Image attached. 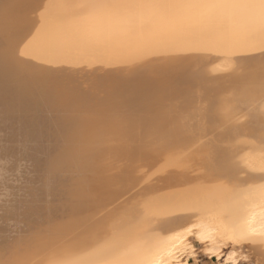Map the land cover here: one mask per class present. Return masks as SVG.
<instances>
[{"label": "bare ground", "instance_id": "6f19581e", "mask_svg": "<svg viewBox=\"0 0 264 264\" xmlns=\"http://www.w3.org/2000/svg\"><path fill=\"white\" fill-rule=\"evenodd\" d=\"M69 1L0 0V264H264V0Z\"/></svg>", "mask_w": 264, "mask_h": 264}, {"label": "rangeland", "instance_id": "374dc122", "mask_svg": "<svg viewBox=\"0 0 264 264\" xmlns=\"http://www.w3.org/2000/svg\"><path fill=\"white\" fill-rule=\"evenodd\" d=\"M33 1H34V3L37 2V0H33ZM67 1H69V0H67ZM69 2H70V1H69ZM71 3H72V0H71ZM31 4H32V3H31ZM31 4H30L31 7L35 6L34 4H33V5H31ZM45 4H46V3H45ZM36 6H37V7H36ZM36 6H35L36 9H35L34 7H33V9H31V7H29V8H30L31 10H35L34 13H32L33 11H32L31 13H32V16H34L33 14L36 13V16L38 15V16H37L38 18H36V19L38 20L39 17H40L39 14H41L42 11L44 12V10H43V7H42V6H40V5H36ZM38 6L42 7V9H40V7H39V9L37 10ZM71 6H72V5H69L70 9L73 10V8H74L76 5H75V6H72V8H71ZM98 7H100V6H98ZM102 8H103V7H102ZM30 9H29V12L31 11ZM74 9H75V10H73V11H74V12H77V11H78V10H77V9H78V6H76ZM105 9H106V8H105ZM112 9H114V7H112L110 10H107V9L104 10V8H103V10H104L103 13H102V12L100 13V10L97 9V10H98L97 13L100 15V16L98 17L99 20H100L99 22L97 21L96 18H95V20H94V19L92 20L91 16H90V22H89V21L86 22L88 16H87L86 19H78L77 21L80 22V26H79V22L77 23L75 20H74V21L76 22V24L73 23L72 20H70V19H72V18H69V19H68V20H70V21H67L65 18H64V19H61V20H66V21H67V22H66V21H65V22L63 21L64 23H62V21H61L60 19H58V20L61 21V22H60V21L58 22V23H61V24H59V27H60L61 30H60L59 28H57V26H58L57 24H55L56 28H55V26H53V28L58 29L59 32H60V31H62V27H61L62 24H67V25H68V22H69V25H68V26L71 25L72 28H70V30L73 31V32H71L70 30H68L69 28H67L65 25H63V26H65L67 29H66V31H64V29H63V31H62L60 34H63V33L65 32V33L63 34L64 37H65V39H64V37H63L62 35L59 34V32H58V33L56 32V31H58V30L54 31L56 34H59V37L62 36L64 40H62V41H63V42H62L61 40L58 39V36L56 35V36H57L56 39H58L60 42H58V40H57L58 43H56V42H54V41H55V40H54V41L52 42V47H53V48H52V47H51V48L54 49V50H55V49L59 50L60 48H58V46H59L58 44L62 43L61 46H60L61 49H65V50L67 51V53H65V52H63V50H59V51H58L59 53H58L57 56H56V51L51 50L53 53L50 54V55H52V56L55 55L56 60H57V57H60L59 55L61 54V52H63V54H61L62 56H63V55L66 56V57L64 56L65 59H63V57L61 56L62 59H63L62 61H64V62L61 61V63L63 64V65H61V66H66V68H65L66 70L61 71L62 76H63L64 78H63V77L61 76V74H60V75L57 77L58 79H59L60 76H61V79H60V80L65 79V74H66V73L68 74L67 71H69L70 68H71V70H72V68H74V70H77V71H78L79 67H80V68H83V67L85 66L84 64H85L86 60H87L89 63H91V60H92L93 64H94V62L97 63V64H100V63H101L100 68H101L102 66H103V67H102L103 69L106 67L105 71H108L107 66L110 67V66H109V65H110V62L108 63L107 61H111V60H112L113 62H115V60H113V59H115L116 57H114V56L112 55V52H116V51L118 50L117 47H115L116 50L113 49V48L108 47L107 44L104 43L106 40H104V42H103V38H104V37L102 38V36H104V35L106 34L105 32H107V31L104 30V29H105V27L108 28V26H106V25L109 23V21H107V20H105V19L102 21V20H101V17L103 18V16H101V15H102V14H103V15H104V14H108L107 12H110ZM135 9H136V8H135ZM27 10H28V9H27ZM24 11H25V10H24ZM36 11H37V12H36ZM38 11H39V13H38ZM105 11H106V12H105ZM138 11H139V10H138ZM27 12H28V11H25L24 13L27 15V14L29 13V12H28V13H27ZM42 14L45 15V13H42ZM42 14H41V16H43ZM98 14H97V15H98ZM29 16H31V14H30ZM29 16L27 15V21L29 20V21H31V22L34 23V22L36 21V19H35L36 16H35V17H32V18H30ZM133 16H134V17L136 16V18H135V19H136V20H135V23L133 22L134 17H133V20H132V17H131V18H128V17L126 16V18H127V22L125 21L126 18H121V21H117V22L115 23V25H116V26H120V25H118L119 22H125V24H128L127 26L131 28V27H133V26H131V25H133V24H131V23H134L135 26L133 27V30H136L135 27H136L137 25L140 26L142 21L145 23L144 20H146V19H144V20H143L142 18H139L140 20L138 19V17L140 16L139 13H138L137 15H133ZM45 17H46V16H45ZM28 18H29V19H28ZM33 18L35 19V21H32ZM88 19H89V18H88ZM123 19H124V21H122ZM141 19H142V21H141ZM39 20H40V21H36V24H34L35 27L39 25L37 22L40 23V26H38V27L44 26V25L46 24L45 21L47 22V19L44 20V16H43V20H44V21H42L41 18H40ZM83 20H84V21H83ZM138 20H139V22H138ZM56 21H57V20H56ZM81 21H82V23H81ZM93 21H94V22H93ZM41 22H42V24H41ZM54 22H55V20H54ZM70 22H72V23L70 24ZM128 22H131V23H128ZM136 22H138L140 25L137 24ZM29 23H30V22H29ZM33 23H31V25H33ZM102 23H103V24L106 23V25L104 24V25H105L104 28H103L104 32H102L103 34H102V33H99V32H101V31H103L102 29L100 30V29H98V27H97L96 29H93V28H95L94 25H102V26H103ZM144 23L142 24L143 27H144ZM37 24H38V25H37ZM51 24H53V23H51ZM73 24H74V26H73ZM120 24H121V23H120ZM122 24H123V26H124V23H122ZM83 25H84V29H85V30L83 29ZM113 25H114V24H113ZM129 25H130V26H129ZM78 26H79V27H78ZM110 26H111V25H110ZM123 26H122V29H123V28H125V29L127 28L126 25H125L124 27H123ZM142 26H141V27H142ZM65 27H63V28H65ZM74 27H76V28H74ZM80 27H82V28H80ZM86 27H91V28L93 27V28H92V29H93V32H92L91 28H86ZM141 27H139V28H141ZM99 28H101V26H99ZM136 28H137V27H136ZM55 29H54V30H55ZM97 29L99 30L98 34H97V32H96V31H98ZM127 29H128V28H127ZM131 29H132V28H131ZM137 29H138V28H137ZM74 30H77L78 32L83 30V31L81 32V33H82V36H83V33L85 32V34H84L85 36H83V39H82L81 33L79 32L78 35H77V34L75 33V32H77V31H74ZM8 31H9V33H10V30H8ZM8 31H7V32H8ZM86 31H87L89 34H90L89 31H91L92 34L94 33L95 36L92 35V34H91V36H90V35H89V36H86ZM7 32H6V33H7ZM68 33H69V34H68ZM70 33H71V35H72V34H73V35L71 36ZM104 33H105V34H104ZM79 34H80V35H79ZM100 34H102V36H101ZM67 35H68V36H67ZM87 35H88V34H87ZM106 35H107V34H106ZM76 36H77V37L81 36V39H82V40H81V39L78 40V38H77ZM93 36H94V37H93ZM100 36H101V37H100ZM74 37H75V38H74ZM84 37H87V38H84ZM66 38H68V39H66ZM71 38H72V39H71ZM89 38H90V39H89ZM60 39H62V38H60ZM101 39H102V40H101ZM105 39H106V38H105ZM72 40H74V41H76V42L74 43V41L72 42ZM85 40H87V41H85ZM64 41H65V42H64ZM69 41H71L70 44H69ZM80 41H85V44H83L84 42L80 43ZM64 43H65V44H64ZM73 43L76 44V46H78L79 44H81V45H82V48H81V46H79V47H80V48L78 47L79 50H80V49H84L85 51L87 50L86 52H88L89 54H87V53L85 52V53H86V56H85L84 50L81 51V53L83 52L84 54H83V53H82V54H81V53H78L79 50H78V48H77V50L75 49L76 46H75V45L73 46ZM87 43H88V46H87ZM89 43H90V44H89ZM101 43H103V45H101ZM53 44H54V45L56 44L55 47L53 46ZM91 44H92V45H91ZM96 44H97V45H96ZM104 44L109 48L108 52H106V49H107V48H106V46H105ZM65 45H68L69 48H68L67 46H65ZM70 45H71V46H70ZM83 45H84V46H83ZM85 45H86L88 48L85 47ZM90 45L93 47L94 50H93L92 48H89ZM56 46H57V47H56ZM62 46H65V47H62ZM91 46H90V47H91ZM96 46H97V47H96ZM102 46H103V47H102ZM74 47H75V48H74ZM85 48H87V49H85ZM105 48H106V49H105ZM89 49H92V50H89ZM112 49H113V50H112ZM72 50H75V51L72 52ZM111 50H112V51H111ZM51 51L49 50V53H50ZM60 51H61V52H60ZM99 51H100V52H99ZM69 52H71V53H69ZM75 52H76V54H75ZM79 52H80V51H79ZM90 52H92V55H91ZM110 52H111V53H110ZM68 53H69V54H68ZM73 53H74L75 55H74ZM77 53L80 54V55H78ZM53 54H54V55H53ZM67 55H68V58H67ZM81 55H82V57H80ZM88 55H90V56H88ZM85 57H87L86 60H84ZM89 57H90V58H89ZM66 58H67V59H66ZM71 58H73V60H72ZM83 58H84V59H83ZM111 58H113V59H111ZM70 59H71L73 62H72ZM88 59H89L90 61H89ZM116 59H117V58H116ZM68 60H70L71 63H70ZM81 60H82V61H81ZM95 60H96V61H95ZM67 61H68V62H67ZM120 61H121V64L124 63V60L120 59L119 62H120ZM74 62H75V63H74ZM99 62H100V63H99ZM106 62H107L109 65H108ZM117 62H118V61H117ZM119 62H118V63H119ZM58 63H60L59 60H58ZM67 63H68V64H67ZM83 63H84V64H83ZM118 63H117V64H118ZM71 64H72V65H71ZM82 64H83V65H82ZM86 64H87V62H86ZM112 64H113V63H111V67H110V68H113ZM67 65H68V66H67ZM74 65H75V66H74ZM104 65H107V66H104ZM113 65H116V62H115V64H113ZM87 66H89V65H86V67H87ZM69 67H70V68H69ZM86 67H85V68H86ZM68 68H69V69H68ZM114 68H115V67H114ZM67 69H68V70H67ZM102 71H104V70H102ZM102 71H101V69H100V71H98V73H99V72H102ZM65 72H66V73H65ZM110 72H111V69H110ZM63 74H64V75H63ZM80 76H81V75H80ZM80 86H81V85H80ZM80 86H79V88H81V87L83 88V86H81V87H80ZM88 106H89V104H88ZM88 106H85L86 109H85L84 107H81V110H80V111L84 113L85 110L87 111V110L89 109ZM87 108H88V109H87ZM83 109H85V110H83ZM80 111H79V112H80ZM87 112H88V111H87ZM83 113H81L82 116H83ZM84 115H85V114H84ZM83 117H85V116H83ZM169 124L171 125V124H172V121H171V122L169 121ZM170 127H172V126H170ZM138 144H139V142H138ZM136 146H137V145H136ZM136 146H135L134 148H130V151H131V152L136 151V150H137V147H136ZM133 149H135V150H133ZM147 156H148V154H147ZM149 156H150V155H149ZM149 156H148V157H149ZM152 156H153V157H152ZM152 156L149 157V159H150L149 162H150V161H151V162H152V161H154V162L156 161V160H155V157H156V156H154V155H152ZM153 158H154V159H153ZM156 158H157V160H159L158 157H156ZM150 164H151V163H150ZM150 164H149V165L146 164L145 167H146V166H148V167H149V166H150V167H153V164H151V165H150ZM130 166H131V165H129V167H130ZM129 167H128V169H127V167H126L124 170L122 169V172L124 173V175H121V174H123V173L120 172V176H121V178H122L121 181L123 180V177H122V176H125V177L128 179V178H130V177L132 176L131 174H133L134 178L136 177V175H137V173H136L137 171H135L136 169L133 168V170H132L133 172L130 170L131 173H129V172H128V171H129ZM145 167H144V171H143L142 176H144L145 173H146V175L148 176L149 174H148L147 172H148V171H151V169H152V168H151V169L148 168V169H147L148 171H147V170L145 169ZM130 168L132 169V167H130ZM153 168H154V167H153ZM126 169H127V172H126ZM145 170H146V171H145ZM124 171H125V172H124ZM134 171H135V172H134ZM144 172H145V173H144ZM151 172H154V170H152ZM128 173H129L130 175L127 176L126 174H128ZM135 173H136V174H135ZM154 173H155V172H154ZM154 173H153V174H154ZM139 174H140V173H138L137 176L140 177L141 174H140V175H139ZM151 174H152V173H150V176H149L150 178H151ZM155 174H158V173H155ZM155 174L152 175V176H153V177L151 178L152 181L154 180L155 176H157V175H155ZM146 175H145V176H146ZM133 176H132V177H133ZM132 177H131L130 179H133ZM149 177H148V178H149ZM146 178H147V177H146ZM146 178H144V180H142V181L140 180L141 183L143 182L144 186L146 185V184L144 183V181L146 180ZM148 178H147V179H148ZM150 178L148 179V181L151 182V179H150ZM160 178H161V177H159V178L156 177L157 183H159V182L162 183V182L160 181V180H161ZM124 179H125V178H124ZM158 179H159V180H158ZM125 180H126V179H125ZM158 181H159V182H158ZM20 182H21V181H20ZM20 182L18 181V183H20ZM145 182L147 183V181H145ZM154 182L156 183L155 180H154ZM122 183H123V182H120V183H119L120 186H122ZM132 183H134V180H133ZM132 183H131V184H132ZM136 184H137V183H136ZM136 184L132 185L134 189H133L132 187H131V188H132L133 190L136 189V188H135V185H136ZM138 184H140V182H138ZM138 184H137L136 186H138L139 188H141V187H142L141 185H143V184H141V185L139 186ZM123 186H124V185H123ZM123 186H122V187H123ZM125 186H126V185H125ZM144 186H143V187H144ZM138 187H137V189H139ZM143 187H142L141 189H143ZM123 188H124V187H123ZM123 188H122V189H123ZM125 188H126V187H125ZM125 188H124V189H125ZM128 188L130 189V187H128ZM128 188H127V189H128ZM124 189L122 190V192H123V191L125 192V190H127V189H125V190H124ZM129 189H128V190H129ZM132 189H130V190L133 192ZM128 190H127V191H128ZM129 193H131V192H128V194H129ZM198 257H199V258H198V263H197V264H214V263L216 262L215 258H211V259H210V258H207V257H205V256L202 257V255H198ZM250 259H251V261H250ZM252 260H253V261H252ZM192 261H193V260H192ZM255 261H256L255 258H253V256H252V257H250L248 260H246V261H244V262H241V264H254V263H256ZM246 262H247V263H246ZM251 262H252V263H251ZM256 264H257V263H256Z\"/></svg>", "mask_w": 264, "mask_h": 264}]
</instances>
